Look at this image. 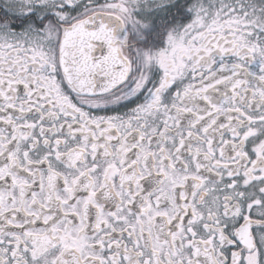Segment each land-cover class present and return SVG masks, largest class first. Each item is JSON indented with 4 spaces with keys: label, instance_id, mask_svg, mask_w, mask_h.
<instances>
[{
    "label": "snow or ice",
    "instance_id": "6c2138e0",
    "mask_svg": "<svg viewBox=\"0 0 264 264\" xmlns=\"http://www.w3.org/2000/svg\"><path fill=\"white\" fill-rule=\"evenodd\" d=\"M0 264H264V0H0Z\"/></svg>",
    "mask_w": 264,
    "mask_h": 264
}]
</instances>
